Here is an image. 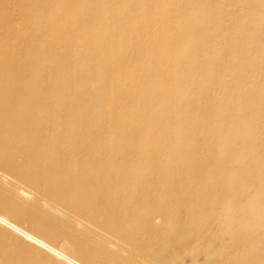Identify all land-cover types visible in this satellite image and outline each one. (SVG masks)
I'll return each instance as SVG.
<instances>
[{"label":"rangeland","instance_id":"1","mask_svg":"<svg viewBox=\"0 0 264 264\" xmlns=\"http://www.w3.org/2000/svg\"><path fill=\"white\" fill-rule=\"evenodd\" d=\"M69 1L66 4L74 6L73 8L78 5L85 7L82 0ZM134 2L137 3L138 7L143 4L153 6L161 5L163 2V5L166 4V12L162 16L163 23L166 17L169 19L163 30L169 29L170 33L176 35V38L169 42L166 47L172 49V53H178L179 56L170 58L171 50L169 49L170 53L166 52L165 57L163 56L160 61L163 68L165 67L164 71L166 70L169 78L166 82L170 85L169 93L174 96L173 99L165 100L168 101L167 105L170 107L178 108L180 115L174 116L154 109L151 116L156 118L162 115V119L167 122L162 121V124H174L180 131L176 136L166 135L165 133L169 130L168 127L157 132L151 127L140 125L135 129L136 135L152 134V140L155 143L149 145L150 147L146 145L145 151L137 152L135 145H133L136 143V137L127 131L123 125L121 128L110 130L107 134L104 132L97 137L99 140H108V142L97 141L91 146L92 148L82 147V153L86 157L96 154L98 158L105 160L102 161L105 166L108 165L128 173L127 178L131 189L138 191V202L135 204V213H133L134 218L130 220L132 224L139 225L138 233L134 238H129L121 236L116 231L112 232L114 230L111 231L110 228L105 226L106 219L101 210L97 208L98 205L94 200L89 201L90 203L85 206H78L77 201L71 199L72 190L67 189L64 192L50 191L48 190V182L45 183L40 177L36 180L27 178L25 171L22 170L23 174H21L12 170L1 160L0 212L8 216H10V210L20 212L23 218L15 221L27 229H32L31 222L48 224L50 227L48 230L58 234L55 240L43 236L49 239L51 243L68 248L71 252H74L78 246L87 253L98 254L105 261L112 264H126L127 262V264H206L207 262L204 261H206V258H211V256L212 258L215 256L214 258L219 262L226 250L225 248L229 247V243H233L235 247L253 248L241 252L243 255L250 254V251L255 249L263 250L264 239H258L251 234L245 242L242 240L244 243L237 242L217 222L219 206L234 202V204L247 203L248 205L251 203L252 206L256 207L255 197L247 193L244 196L239 195L242 194L240 192L237 195H232V197H230L231 195H224L215 183L225 179L226 171H231L235 176H240L242 173L248 174L256 171L255 166L257 163L264 162L262 150L258 148V143L264 141V134L262 133L264 116L262 117L260 112L264 110V104L257 105L255 100L258 93L255 97V94L249 91L250 87L255 85L258 87V91L264 88V0H225V3L224 0H132V5L131 1L115 0L112 2V0H103L100 5L104 10L108 8L110 12H118L119 15L123 14V16L127 15L128 17L123 23L125 25L130 21L129 17L149 23L153 22L155 17L149 13H140L133 6ZM173 3L175 9L171 6ZM9 12L15 18H18L19 0H0V13ZM50 12L55 17L61 16V20H66V22L69 20L68 16L62 18V13L56 9V6L55 9L50 8ZM77 19L78 22L80 20L81 31L85 28H92L85 26L86 23L81 21L79 14L76 16L75 22ZM122 22L123 20L118 24L121 25ZM6 23L0 17V24L8 28ZM186 24L192 25L188 31L183 28V26H188ZM91 30H98V28ZM121 31L122 33L127 32L130 41L132 40L137 45L144 39L142 35L131 38L129 24L123 27ZM230 50L235 52L232 54ZM138 53H140L139 50ZM130 54H133V52ZM189 54L191 55L189 56ZM215 63H219V66H215ZM103 70L104 73L109 72L107 69L103 68ZM82 74V78L85 79L86 86H90V90L95 86L98 87L94 72H82ZM191 76L193 77L188 79ZM136 78L138 79V77ZM225 79H228L232 89H229V84L226 88L221 85V82ZM0 89L2 91L0 102L3 103V99L6 98L5 95L10 94L12 91H9L8 88ZM90 90L88 92H91ZM68 91L71 93L72 88ZM74 92L77 93V90H74ZM199 92V95H195ZM240 92L248 93L245 98L238 99L235 94ZM232 98L236 99L238 107L246 104L244 110L248 114L245 117L240 116L233 110L225 112L221 109V102L224 100L231 101ZM47 105L57 110L52 101H48ZM80 105L84 111L89 109V103L86 100H81ZM32 112H34L35 118L42 115L36 108H33ZM129 112L134 114L136 111L133 108ZM117 121H120V119ZM118 123L122 124L123 121ZM229 125L236 130L251 132V141L246 140L244 144L236 146L233 142V131H231ZM213 132H215V136L212 137ZM199 137L203 139V143H201L203 145H198L200 149L195 145ZM113 144L114 147L112 148ZM127 144H131V147L123 151L121 147ZM237 160H241L242 164L237 166L234 163ZM248 160H251V162ZM16 162H20V159L16 158ZM188 167L190 168L189 171L187 170ZM187 173H190L189 176H187ZM244 179L245 184L242 187V182L239 183V180L235 183L240 191H243V188L256 189L258 186L257 179L250 177ZM190 187H192V192L187 189ZM73 191L75 190L73 189ZM194 191H200L202 196L193 198ZM20 194L21 197L24 196L21 198ZM197 204L200 206H196ZM65 210L66 212H63ZM170 210L171 212H169ZM47 211L48 213H46ZM56 211H59L60 216ZM138 212H140V217L135 218ZM100 218L102 221H99ZM73 223L77 225L78 229ZM163 223L165 226H163ZM255 226L258 225L255 223ZM149 231L154 234L149 235ZM0 232L2 233L0 235V254L3 251L12 250L14 247H25L31 252L23 264H60V261L48 252L19 238L1 225ZM155 233H158L157 236ZM204 233L208 237L212 236L210 237L212 239L209 238L210 244L208 243L210 248L214 247V250L210 249L211 255L208 253L204 255L202 252L203 244L191 243V240L195 242V238L203 237ZM138 234L140 235L138 236ZM136 238H140V243L139 240H135ZM160 238L164 240L162 241ZM214 241L216 245L219 242L218 245L222 249L218 246L215 247ZM211 244L213 247L210 246ZM118 247L119 249H117ZM207 247L205 246V248ZM193 248H196V250H193ZM115 250L119 251V254Z\"/></svg>","mask_w":264,"mask_h":264},{"label":"bare ground","instance_id":"2","mask_svg":"<svg viewBox=\"0 0 264 264\" xmlns=\"http://www.w3.org/2000/svg\"><path fill=\"white\" fill-rule=\"evenodd\" d=\"M67 1L70 2L69 0ZM67 1L19 0L18 18H15L10 12L0 13L1 19L8 24V28L0 24V88H8L9 91H12L10 94L5 95L6 98L3 99V103L0 102V160L8 168L21 174L25 171L27 178L36 180V178L40 177L45 183L48 182V190L50 191L58 190L59 192H64L67 189L72 190L71 199L77 201L78 206H85L90 203L89 201L94 200L98 205L96 207L101 210L102 215L106 219V227L110 228L111 231L114 230L112 232L116 231L121 236L134 238L139 231V225L132 224L130 220L134 218L133 213H135V204L138 202V191L131 189L127 178L128 173L108 165L105 166V163L102 162L105 160H101L96 154L86 157L82 153V147L89 148L97 141L108 142V140H99L97 137L104 132L107 134L110 130L121 128L123 125L127 131L136 137V143L133 145H135L137 152L145 151L146 145L149 146L155 143L152 140V134L136 135L135 129L140 125L151 127L157 132L168 127L169 130L165 133L166 135L176 136L179 133L180 129L174 124H162V121H164L162 115L156 118L151 116L154 109L174 116L180 115V110L176 107H170L167 105L168 101L165 100L173 99L174 96L169 93L170 85L166 83L169 78L166 70L164 71L165 67L163 68L160 61L163 56L165 57L166 52L170 53V48L167 49L166 46L176 38V35L174 36L170 33L169 29L163 30L169 19L166 17L163 23L162 16L166 12V4L163 5L164 2L158 6L143 4L139 7L134 2L133 6L140 13H149L155 18L157 17V19L154 18V21L149 23L129 17L130 21H132L125 25L123 23L128 16L119 15L118 12H110L108 8L104 10L100 5L103 0H82V4L85 7L78 5L75 8L67 5ZM114 1L112 0V2ZM125 1H131L132 5V0ZM55 6L56 9L61 11L62 18L69 17L67 22L66 20H61V16L55 17L51 14L50 8L55 9ZM171 6L175 9L174 3ZM78 14L81 17V21L86 23L85 26L92 27L91 29L98 28V30L92 31L83 27L85 29L81 31L80 20L78 22L77 19L75 22ZM122 20V24H118ZM128 24L130 35H132L131 38H135L138 35L144 36L140 44L137 45L132 40L130 41L127 32L122 33L123 27ZM20 25L21 27H19ZM186 25L188 26H183V28L188 31L192 25ZM84 38L87 39L84 40ZM138 50L140 53H138ZM170 50V58L179 56L178 53H172V49ZM230 51L232 54L235 52L234 50ZM131 52L133 54H130ZM215 66H219V63H215ZM103 68L109 70V72L104 73ZM91 71L97 77L96 85L98 86L93 87L92 90H90V86H86L85 79L82 78V72ZM229 83L228 79H225L221 82V85L226 88ZM228 87L232 89L231 84ZM70 88H72L71 93L68 91ZM257 88V85L251 86L249 91L253 92L255 97L256 93H258V97L255 100L257 105L264 104V88L259 91ZM74 90H77L78 94ZM89 90L91 92H88ZM0 94H2L1 89ZM199 94L200 92L195 95ZM246 94L243 92L236 93L235 97L238 99L245 98ZM81 100H86L89 103L87 111L82 109ZM48 101H52L57 110L48 107ZM165 107H167V111ZM220 107L225 112L233 110L243 117L248 114L244 110L246 104L238 107L236 99L233 98L231 101L224 100L221 102ZM33 108L42 113L41 117H34ZM133 108L136 111L134 114L129 112ZM260 112L263 117L264 110ZM119 119L123 121L122 124L118 123L120 122L117 121ZM165 121L164 123H167ZM230 129L233 131V142L236 146L244 144L246 140H249L248 142L251 141V132L248 130L243 132L242 130H236L232 126H230ZM262 133L264 134L263 127ZM213 136H215V132L212 133ZM201 143H203V139L199 137L195 145L198 146ZM131 144H127L121 149L125 151L128 147H131ZM3 148L10 149L4 150ZM258 148L262 150L264 158L263 140L258 143ZM16 158H19L20 162H16ZM251 160L248 161L251 162ZM234 163L239 166L242 161L237 160ZM221 165L223 166V164ZM255 167L257 168L256 171L248 174L242 173L240 176H235L231 171H226V169L225 179L215 183L224 195H231L230 197H232V195H237L240 192L242 194L239 195L244 196L247 193L255 197L256 207L252 206L251 203L249 205L247 203L244 204L243 200V204L225 203L219 206L218 210L216 209L218 224L222 225L223 230L227 231L230 237H233L232 239H236L237 242L241 243H244L251 234L258 239H264V162H258ZM187 170L189 171L190 168L188 167ZM189 174L187 173V176ZM248 177L258 180V188L256 187V189L252 190L243 188L241 192L235 183L239 180V183L242 182V187L245 184L244 178ZM189 181L191 180L189 179ZM187 189L192 192V187ZM201 196L200 191H194L193 198H200ZM198 204L196 206H200ZM149 211L151 210L149 209ZM63 212H66V210ZM56 213L59 215V211H56ZM9 215L0 212V225L2 227L9 229L19 238L48 252L57 258L60 264H112L105 261L98 254L87 253L78 246L74 252H71L68 248L51 243L50 240H55L58 234L48 230L50 228L48 224L31 222L32 229H27L15 221L23 218L20 212L10 210ZM62 215L61 217H63ZM138 217H140V212L136 214L135 218ZM99 221H102V219L100 218ZM255 223L259 227L255 226ZM73 224L75 225V223ZM78 224L80 225V223ZM190 232L192 233L191 230ZM206 233H204L203 237L195 238V242L191 240V243L203 244L204 248L208 246L205 249L203 248L202 252L204 255L206 253L211 255V250L214 247L211 244L210 246L213 248H210L208 243L210 244L209 238L212 236L208 237ZM153 234L149 231V235ZM155 234L157 236L158 233ZM43 236L49 237L50 240ZM139 239L136 238L135 240ZM218 244L219 242H217V245L215 242L216 246H214L222 249ZM229 244V247L225 248L224 254L220 253L222 256L219 262L214 258L215 256L213 258L211 256L209 259L206 258V261H203L207 262L206 264H264V248L263 250L255 249L250 251V254L243 255L242 253L246 249L252 250L253 248L235 247L233 243ZM194 249L196 250V248ZM30 252L25 247H14L12 250L3 251L0 254V264H23ZM116 252L118 253L119 251Z\"/></svg>","mask_w":264,"mask_h":264}]
</instances>
